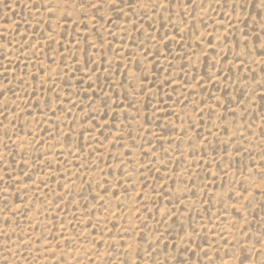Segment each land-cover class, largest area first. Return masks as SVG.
<instances>
[{
  "label": "rangeland",
  "instance_id": "374dc122",
  "mask_svg": "<svg viewBox=\"0 0 264 264\" xmlns=\"http://www.w3.org/2000/svg\"><path fill=\"white\" fill-rule=\"evenodd\" d=\"M223 2L140 0L116 21L0 0V264H238L260 247L264 13Z\"/></svg>",
  "mask_w": 264,
  "mask_h": 264
},
{
  "label": "snow or ice",
  "instance_id": "6c2138e0",
  "mask_svg": "<svg viewBox=\"0 0 264 264\" xmlns=\"http://www.w3.org/2000/svg\"><path fill=\"white\" fill-rule=\"evenodd\" d=\"M140 0H81V3L79 5L80 9L82 10V14L86 15L87 12L89 10H95L93 15H95V13L100 12V11H105L106 13L108 11H114L117 13L115 20L118 21L120 19L121 15H127V13L125 12V6L127 7V9H134L137 5V3H139ZM188 3H191L192 0H187ZM219 2V0H218ZM152 4L154 7L156 6H162L165 8V10H168L171 7V3L169 4H164V5H158V0H152ZM222 6H227V0H224ZM237 7H252V8H258L260 13H264V0H248V3L246 5H243L240 3V0H233L232 3V8L233 11L236 10ZM65 15H68V13H65ZM103 17H101L102 19ZM108 22L109 23H113V19L112 17L109 16L108 18ZM247 35V34H245ZM257 40L259 41V48L260 51L257 52L256 54L261 56L262 58H264V39H262L260 36H257ZM209 45H211V41L208 42ZM165 47H167V45H165ZM246 52L248 55L252 54V49L248 48V45L245 43L244 45ZM255 47V45H254ZM147 55V54H145ZM207 54L205 53V56ZM90 61H86L85 63L87 64ZM255 62V61H253ZM77 71H79V69H77ZM93 72H95V69H92ZM261 71L264 72V67L261 68ZM98 79V77H97ZM146 79V77H145ZM195 79V78H193ZM209 79H211V77H209ZM141 83H143V81H141ZM185 83H187V81H185ZM89 88H91V84L89 85ZM93 95H95V92H93ZM127 98V97H126ZM261 101H264V95H261L260 97ZM103 105L107 106L108 105V101L104 100L103 101ZM131 106V105H130ZM73 107H75V104H73ZM105 116L107 115V113L105 112L104 114ZM88 119H94V116H89L87 117ZM94 127H98V125H94ZM261 135H264V132L261 133ZM261 171L264 172V163H261L260 165ZM3 177H0V181H3ZM11 179V177H10ZM29 180H31V176L28 177ZM262 180H264V176L261 177ZM245 191H247V189H245ZM233 207H235V205H233ZM262 220H264V217H262ZM189 227L191 228V233L185 231L184 226L181 224L180 225V232L177 233V235H180V233H183V235L181 236V241H187L188 246L182 247L179 250L187 253L189 251H192V255H195L196 252L195 250L190 248V245L192 243L191 241V235L193 233L196 232V229L194 227H192L191 225H189ZM163 235V234H161ZM156 244L160 243V240L157 239V241L155 242ZM256 244H259L260 247L257 248L256 245L254 244L252 246L251 249L246 248L241 246L239 254L235 255V259L237 260L238 264H256V262L252 259L251 254L255 253L256 256L262 257V259L260 260V264H264V233L260 234V239H258L256 241ZM168 245L165 244L164 248L167 249ZM176 245H173V248L176 249ZM196 248H200V245L197 244ZM204 255L207 256L208 253L205 251ZM176 264H190V261L185 260V259H176Z\"/></svg>",
  "mask_w": 264,
  "mask_h": 264
}]
</instances>
